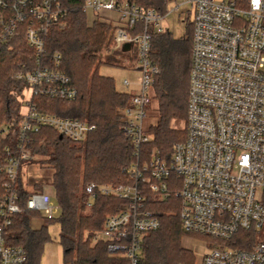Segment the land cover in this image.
Segmentation results:
<instances>
[{"label":"built area","instance_id":"built-area-1","mask_svg":"<svg viewBox=\"0 0 264 264\" xmlns=\"http://www.w3.org/2000/svg\"><path fill=\"white\" fill-rule=\"evenodd\" d=\"M177 1L170 0L161 13L129 0H85L86 14H118L119 20L110 22L113 35L103 61L111 60L137 77L123 82L131 101L122 120L136 163L126 172L129 183L86 186L88 193L123 202L92 241L105 243L108 253L126 264H140L145 237L161 229L162 215L149 210L147 195L160 202L174 197L180 202L183 233L215 241L194 264H264V241L252 243L250 249L232 245L241 233L264 234V0H184L169 11ZM181 6H190L193 24L186 138L175 145L169 160L155 150L146 160L142 148L151 142L146 121L160 74L151 60L152 42L155 35L167 32L164 20ZM68 13L62 0H0V43L23 31L33 51L31 66L22 65L16 75L27 83L29 93L16 151L6 147L0 162V176L6 179L0 196V264H28L25 250L8 245L5 235L22 213L20 170L37 158L31 150L34 143L46 145L42 130L79 144L96 129L76 118L42 114L32 103L36 97L65 102L78 98L70 78L60 70L61 55L49 57L46 49L52 31L68 30ZM12 128L13 124L5 125L0 136L7 138ZM27 210L56 219L49 185L30 195Z\"/></svg>","mask_w":264,"mask_h":264},{"label":"trees","instance_id":"trees-1","mask_svg":"<svg viewBox=\"0 0 264 264\" xmlns=\"http://www.w3.org/2000/svg\"><path fill=\"white\" fill-rule=\"evenodd\" d=\"M129 1L164 13L169 0ZM62 4L69 12V28L64 33L52 31L47 38L46 49L49 57L55 53L61 55L60 70L70 78L72 87L78 91V98L75 102H65L36 97L32 103L42 114L76 118L96 129L79 144L60 139V135L53 130H42V138H46L45 147L34 143L31 150L53 170L48 185L63 214L60 219L49 221L40 213L27 210L30 195L41 191L42 185L34 184L29 190L28 184L23 181L21 168L17 190L22 213L14 217L11 227L6 230V241L8 245L25 250L28 264H41L45 248L51 241L49 227L58 224L65 264H126L119 258H111L105 243L91 245L94 235L102 231L106 218L117 213L123 202L99 193H88L84 185L117 186L129 183L126 172L136 163V158L133 145L124 137L122 120L131 95L118 92L114 79L100 75L103 65L95 67L97 53L108 38L110 25L91 23L83 11L85 0H62ZM189 28L187 35L180 39L168 31L153 38L151 60L160 74L155 79L154 97L149 108L151 112L155 105L157 122L147 127L152 140L142 148L146 160L154 150L163 159L169 160L175 145L186 138L193 24ZM32 56L33 51L27 46L23 31L8 43H0V130L13 124L7 138L0 136V162L4 161L6 147L16 151V139L23 120L20 98L28 89L27 83L16 79V75L22 65L31 66ZM174 122H184V130L174 129ZM5 180L4 176H0V196L4 192ZM92 197L95 204L90 207ZM147 201L149 210L162 215L161 229L145 237L140 264H194V254L182 246L184 233L180 202L174 197L160 202L150 194ZM40 220L43 222L41 227L34 228V222ZM85 235H88V240H84ZM240 235L236 243H232L233 246L250 249L252 243L259 242L252 232Z\"/></svg>","mask_w":264,"mask_h":264},{"label":"rangeland","instance_id":"rangeland-1","mask_svg":"<svg viewBox=\"0 0 264 264\" xmlns=\"http://www.w3.org/2000/svg\"><path fill=\"white\" fill-rule=\"evenodd\" d=\"M101 1H109V0H101ZM170 1V0H169ZM168 1V2H169ZM218 2H224V1H230V0H217ZM241 1V0H239ZM167 2V3H168ZM184 3V0H178L177 3H172L169 6V11L174 10L177 5H181ZM154 9V8H151ZM191 8L190 6H181V8L178 11L172 12L165 20H164V27L165 29L172 34L176 39H180L187 35L189 31V27L192 24V15H191ZM88 17V16H87ZM98 22V21H97ZM111 28L108 38L100 51L97 53V60H96V66L103 65L100 68V75L107 78H112L116 82V89L118 92L124 91V88L122 86L124 80L128 79L132 82L136 80V76L131 75L130 73L122 70L121 68L117 66H108L112 65L113 63L111 60H107L108 65H104L106 62L103 61L105 55L103 53V50L105 48H108L111 46L110 40L113 35V29L112 26H109ZM121 63H126L125 61H121ZM128 64V63H127ZM132 64V63H131ZM130 65V64H128ZM14 76V74L12 75ZM29 96V93H25L24 97L20 98V101L23 104L22 114L26 112V105H24V100L27 99ZM155 105L153 104V107L151 108V112H149L148 119L146 121V127L153 126L157 122V113L155 112ZM174 129L178 131L184 130L185 123L184 122H174L173 123ZM152 140V138H151ZM37 158L33 160L32 162L27 163L24 165L22 173H23V181L25 182L27 188L29 187V190H32V186L34 184H41L42 186L48 185L50 183V180L53 176V170L49 169L47 165L43 164V158L36 156ZM89 183L85 184V188ZM122 184V183H121ZM52 204L56 208V220L60 219L63 211L60 208L57 200L55 198H52ZM95 200L92 197L90 200V207L94 206ZM89 209H87V212ZM42 221H36L33 224L34 228H39L40 225H42ZM60 227L58 224L52 225L49 227V235L51 238V241L49 244H47L45 248V253L42 258L41 264H65L64 262V249L61 246L60 243ZM256 239L260 241H264V234L259 233L256 234ZM84 240H88V235L84 237ZM215 241L211 240L209 238H205L202 236H186L184 234L182 238V246L184 249L191 251L194 254V263H196V260L200 259L203 255H205L207 252H210L215 247ZM208 244V246H207ZM91 245L94 247L98 244H95L93 241ZM113 259H118V255H111L110 256Z\"/></svg>","mask_w":264,"mask_h":264},{"label":"crops","instance_id":"crops-1","mask_svg":"<svg viewBox=\"0 0 264 264\" xmlns=\"http://www.w3.org/2000/svg\"><path fill=\"white\" fill-rule=\"evenodd\" d=\"M98 1H101V0H98ZM110 1L111 0H109V1H101V2L108 3ZM87 16H88V19H89V21L91 23L98 21V22H101V23H105V24H109L110 25V22L113 23V22H117L119 20L118 14L115 13V12H111V11L104 12L102 15H97L94 12L89 11V13H87ZM121 69L124 70V71H126L122 66H121ZM122 86H123V84H122ZM123 88H124V86H123ZM121 92L122 93H126V94H130L129 91H127L125 88H124V91H121ZM40 227H41V225H40Z\"/></svg>","mask_w":264,"mask_h":264},{"label":"water","instance_id":"water-1","mask_svg":"<svg viewBox=\"0 0 264 264\" xmlns=\"http://www.w3.org/2000/svg\"><path fill=\"white\" fill-rule=\"evenodd\" d=\"M129 48H130V46L129 45H127V46H125V50L127 51V50H129ZM60 139H63V137H60Z\"/></svg>","mask_w":264,"mask_h":264}]
</instances>
